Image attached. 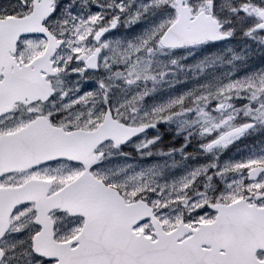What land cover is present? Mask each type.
Here are the masks:
<instances>
[{
	"label": "snow or ice",
	"instance_id": "1",
	"mask_svg": "<svg viewBox=\"0 0 264 264\" xmlns=\"http://www.w3.org/2000/svg\"><path fill=\"white\" fill-rule=\"evenodd\" d=\"M233 40L264 0H0V264H264V67L146 102ZM161 126L208 162L105 166Z\"/></svg>",
	"mask_w": 264,
	"mask_h": 264
},
{
	"label": "rangeland",
	"instance_id": "2",
	"mask_svg": "<svg viewBox=\"0 0 264 264\" xmlns=\"http://www.w3.org/2000/svg\"><path fill=\"white\" fill-rule=\"evenodd\" d=\"M64 4H67L63 0ZM131 30H124L120 33L121 36H125ZM232 51H227L228 46L221 45L218 48L214 49L217 55L221 56L222 59L217 61L216 64L209 69H206L203 75L200 74L199 69L195 73L192 71H177L176 76L169 77V79H174L176 81H183V83H176L173 87H170L167 83L161 85V91L157 92L154 96L146 98V102H151L153 100H158L161 97H166L173 93H178L180 90H187L193 86H198L199 84L213 80L215 78L225 79L229 73H234L231 78L242 77L252 71L258 70L261 67H264V46H258L254 42H235L231 45ZM211 54V51H194L187 60H182L180 63L184 66L192 65L202 60L205 55ZM174 57L187 55L184 51H178L173 54ZM233 56H239L241 59L233 60ZM196 75L198 79H193V76ZM166 127V126H163ZM174 162L177 165L174 168L168 167V163ZM153 164H159L164 166L165 176L162 178L161 182L172 180L174 178L182 175L186 169L191 166H196L197 164H202L189 158L187 161L182 159L179 160L176 158V161H173L171 157H161L155 160H143L140 161V167L150 166ZM118 163H115L112 167L117 166Z\"/></svg>",
	"mask_w": 264,
	"mask_h": 264
},
{
	"label": "trees",
	"instance_id": "3",
	"mask_svg": "<svg viewBox=\"0 0 264 264\" xmlns=\"http://www.w3.org/2000/svg\"><path fill=\"white\" fill-rule=\"evenodd\" d=\"M258 135H264V134H258ZM253 140L254 139H256V138H252ZM197 144L199 143V142H196ZM175 144L176 143H173V141L170 143V145H169V149H171V148H179L180 146H176L175 147ZM166 147H165V145H163V147H162V149H165ZM188 152L189 151H198V149H195V148H193V146L191 145V146H188Z\"/></svg>",
	"mask_w": 264,
	"mask_h": 264
},
{
	"label": "flooded vegetation",
	"instance_id": "4",
	"mask_svg": "<svg viewBox=\"0 0 264 264\" xmlns=\"http://www.w3.org/2000/svg\"><path fill=\"white\" fill-rule=\"evenodd\" d=\"M67 3H69V1L70 0H65ZM60 2H62L63 4H64V2H63V0H60ZM140 2V0H137V3H139ZM233 41H235V40H233ZM71 77H69V82L71 81ZM132 149V148H131ZM131 149H127L128 151H130ZM125 150V149H124ZM133 154H135V150H133Z\"/></svg>",
	"mask_w": 264,
	"mask_h": 264
}]
</instances>
